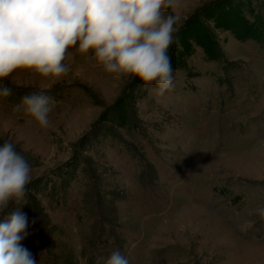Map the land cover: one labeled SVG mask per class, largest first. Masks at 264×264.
<instances>
[{"label": "rangeland", "instance_id": "374dc122", "mask_svg": "<svg viewBox=\"0 0 264 264\" xmlns=\"http://www.w3.org/2000/svg\"><path fill=\"white\" fill-rule=\"evenodd\" d=\"M162 11L178 18L163 92L85 55L54 84L24 69L0 81L12 88L0 146L31 166L0 221L26 214L36 264H106L114 251L129 264H264V0ZM37 90L55 100L46 127L13 111Z\"/></svg>", "mask_w": 264, "mask_h": 264}, {"label": "clouds", "instance_id": "9594fccd", "mask_svg": "<svg viewBox=\"0 0 264 264\" xmlns=\"http://www.w3.org/2000/svg\"><path fill=\"white\" fill-rule=\"evenodd\" d=\"M176 0H0V81L18 69L50 83L68 74L69 56L85 55L108 73L153 83L163 92L172 85L168 49L174 42L177 17L162 10ZM74 49V51H69ZM12 88L0 84V96ZM55 100L44 90L22 98L14 112L49 124ZM31 166L11 141L0 146V213L10 202L20 204L30 182ZM264 215V209H261ZM26 214L16 210L0 221V264H36L21 244L28 235ZM106 264H129L119 251Z\"/></svg>", "mask_w": 264, "mask_h": 264}, {"label": "trees", "instance_id": "16d2710c", "mask_svg": "<svg viewBox=\"0 0 264 264\" xmlns=\"http://www.w3.org/2000/svg\"><path fill=\"white\" fill-rule=\"evenodd\" d=\"M208 40L210 41V43H213V40H212V38H209V39H206L205 41L206 42H208ZM206 45L208 44V43H205ZM206 48V47H205ZM208 49V48H207ZM178 53H180L181 54V52H178ZM177 59V61L179 62V64L177 65V67H183L184 66V58H183V56H181V55H179L178 54V57L176 58Z\"/></svg>", "mask_w": 264, "mask_h": 264}]
</instances>
